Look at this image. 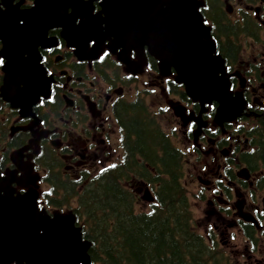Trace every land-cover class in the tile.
I'll return each instance as SVG.
<instances>
[{
  "label": "water",
  "instance_id": "95a60500",
  "mask_svg": "<svg viewBox=\"0 0 264 264\" xmlns=\"http://www.w3.org/2000/svg\"><path fill=\"white\" fill-rule=\"evenodd\" d=\"M3 1L8 9L0 7V40L8 61L2 92L15 107H30L44 92L46 79L37 48L50 28L60 26L69 45L83 57L91 41L98 54L107 40L110 49L122 47L127 56L132 49L143 54L148 46L159 60L162 76H169L173 68L175 80L185 85L189 97L202 105L219 103L223 120L235 119L246 104L241 92L230 89L224 59L199 12L200 0H103L105 17L91 14V1L36 0L35 8L28 11L14 10L10 1ZM70 7L75 11L68 15ZM78 7L87 14H80ZM78 17L82 20L76 26ZM0 207L1 264H92L91 243L83 240L74 215L51 219L38 211L31 195L2 197Z\"/></svg>",
  "mask_w": 264,
  "mask_h": 264
},
{
  "label": "flooded vegetation",
  "instance_id": "af4514ba",
  "mask_svg": "<svg viewBox=\"0 0 264 264\" xmlns=\"http://www.w3.org/2000/svg\"><path fill=\"white\" fill-rule=\"evenodd\" d=\"M33 1L23 0L22 7H31ZM259 5L255 12H262L264 18L261 7L264 0H259ZM49 35L59 40L58 45L41 51L43 65L53 78L51 97L41 99L30 117L21 116L0 98V170L7 175L15 194L35 190L32 178L39 175L38 204L40 209L52 214L56 208H52L47 199L48 176L52 180L51 173H61L63 169L65 174L80 177L97 160L111 163L114 158L112 135L116 130L112 114L123 102L124 94L129 93L137 81L146 78L149 95L165 90L150 69L155 63L152 57H148L142 75H131L126 81L122 65L109 52L96 60H79L62 39L61 29H52ZM261 97L260 109L264 111V95ZM165 98L171 99L167 94ZM183 99L181 94L170 112L183 137L188 142L194 141L192 150L198 155V163H206L200 166L198 175L206 178L202 181L210 193V213L222 215L225 209L222 203L233 209L235 202L231 195L233 192L239 195L243 184L247 191L239 196L236 207L242 218L255 216L259 220L254 233L260 238L259 231L264 229V208L249 195L257 178L255 175L243 178L242 171L234 174V181L229 180V173L233 174L231 163H241L240 158L249 147L248 139L238 128H218L213 124L195 132L198 108ZM254 103L255 100L251 106ZM204 141L210 144L207 149L202 147ZM117 157L120 162L123 160V154ZM209 163H214L215 171L209 168Z\"/></svg>",
  "mask_w": 264,
  "mask_h": 264
},
{
  "label": "trees",
  "instance_id": "16d2710c",
  "mask_svg": "<svg viewBox=\"0 0 264 264\" xmlns=\"http://www.w3.org/2000/svg\"><path fill=\"white\" fill-rule=\"evenodd\" d=\"M208 4L216 30L226 38L222 51L233 58L237 47L230 39L229 30L234 25L222 23L223 13L216 0H209ZM117 111L129 138L130 154L139 153L145 160L150 154L158 158L155 148L157 144L161 145L157 152L163 155L162 163H152L150 158L159 177L156 202L150 212H137L135 196L124 187L116 168L92 177L77 195L75 211L85 238L92 242L93 263L231 264L222 249L208 244L194 230L192 212L178 172L180 152L167 143L149 118L144 103L122 102ZM160 172L167 176L161 178Z\"/></svg>",
  "mask_w": 264,
  "mask_h": 264
},
{
  "label": "rangeland",
  "instance_id": "374dc122",
  "mask_svg": "<svg viewBox=\"0 0 264 264\" xmlns=\"http://www.w3.org/2000/svg\"><path fill=\"white\" fill-rule=\"evenodd\" d=\"M225 1V7L228 10H231V16L234 19V17L240 13V10L246 9L247 4L249 3L248 0H229L230 4H228ZM251 6H256L255 3H251ZM246 48H249L248 45H245ZM256 48L259 49H252V50H245L244 53H242V60L248 61L251 55L257 51L261 52L262 50L260 46H256ZM149 87V83L146 82V85L140 83L139 88L136 89L135 92L132 91V94L139 93L140 96H145L148 100V104L153 107V110L158 111L160 110V106L162 107L166 104L165 95H162L159 90L156 91L155 97L148 98L146 95L145 89ZM133 95V96H134ZM262 95V94H261ZM162 125L167 129L171 130V122L168 117H162L160 120ZM115 139V145L118 142V135L114 134ZM177 145L181 146L183 149L186 150L183 144V140L181 139V136L178 135L176 141H174ZM119 151V146H118ZM187 157L186 161V170L184 175V182L186 187L189 190V197L192 203V208L194 211L195 219L198 222V228L200 229L201 233H204L205 235L215 234L217 240L222 243V246L225 248L227 252H230V255L232 256L234 264H257V259L255 257L261 258L262 255H264V234L262 235V238L260 237V240L258 242L259 245V252L255 254V252L252 250V246L250 245L249 249L246 243V239L244 237L243 231H241L240 226H238V222L232 220L229 216L221 221V223H218L215 219L208 217L204 212L205 209L208 208L207 203L204 199H202V195L204 194V185L200 183L195 174V170L197 172V166L198 163H191L193 161V156L189 149L186 150ZM195 157V156H194ZM211 164V163H210ZM98 166V165H97ZM137 187H140L138 184H134ZM144 190H142L141 195L143 194ZM203 193V194H202ZM256 198H258L259 201H262V194L257 193ZM147 201L139 202L138 204V211L143 210L147 211ZM233 212H236V210H233ZM237 220V219H235ZM240 224V223H239ZM217 227L220 230H217L216 232L212 231H206L209 227ZM222 242H221V240ZM244 250H246V254H244ZM255 257H250V256Z\"/></svg>",
  "mask_w": 264,
  "mask_h": 264
}]
</instances>
